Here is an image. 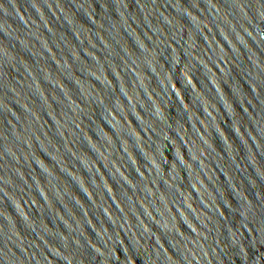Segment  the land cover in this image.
I'll list each match as a JSON object with an SVG mask.
<instances>
[{
    "label": "water",
    "instance_id": "water-1",
    "mask_svg": "<svg viewBox=\"0 0 264 264\" xmlns=\"http://www.w3.org/2000/svg\"><path fill=\"white\" fill-rule=\"evenodd\" d=\"M0 264H264V0H0Z\"/></svg>",
    "mask_w": 264,
    "mask_h": 264
}]
</instances>
